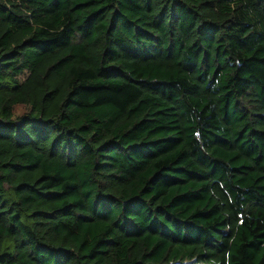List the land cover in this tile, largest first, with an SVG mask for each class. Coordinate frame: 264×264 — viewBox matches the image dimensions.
Here are the masks:
<instances>
[{"label":"trees","instance_id":"obj_1","mask_svg":"<svg viewBox=\"0 0 264 264\" xmlns=\"http://www.w3.org/2000/svg\"><path fill=\"white\" fill-rule=\"evenodd\" d=\"M0 264H264V0H0Z\"/></svg>","mask_w":264,"mask_h":264}]
</instances>
